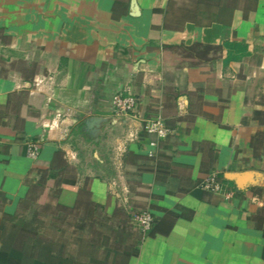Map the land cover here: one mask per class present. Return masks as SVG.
<instances>
[{
	"label": "crops",
	"instance_id": "crops-1",
	"mask_svg": "<svg viewBox=\"0 0 264 264\" xmlns=\"http://www.w3.org/2000/svg\"><path fill=\"white\" fill-rule=\"evenodd\" d=\"M116 93L168 134L117 117ZM25 249L264 264V0H0V264Z\"/></svg>",
	"mask_w": 264,
	"mask_h": 264
},
{
	"label": "built area",
	"instance_id": "built-area-1",
	"mask_svg": "<svg viewBox=\"0 0 264 264\" xmlns=\"http://www.w3.org/2000/svg\"><path fill=\"white\" fill-rule=\"evenodd\" d=\"M39 83V82H36ZM113 112L117 117H128L132 120H137L140 125V130L147 133L157 135L159 138L165 137L169 129L164 125L160 116L141 118L138 115V99L133 94L116 93L112 97ZM138 134L137 130L128 133L125 137L132 138ZM155 145L154 141L150 142ZM41 144L39 141H29L27 144V155L30 158H37L40 154ZM199 187L203 190L221 193L225 196H230L231 191L227 189L221 182V178L217 173H210L199 182ZM133 223L142 234H146L151 230L154 222L153 215L149 209L140 210L132 215Z\"/></svg>",
	"mask_w": 264,
	"mask_h": 264
},
{
	"label": "trees",
	"instance_id": "trees-1",
	"mask_svg": "<svg viewBox=\"0 0 264 264\" xmlns=\"http://www.w3.org/2000/svg\"><path fill=\"white\" fill-rule=\"evenodd\" d=\"M222 179V178H221ZM222 184L228 182L224 179L221 180ZM89 261L95 262V256L88 253ZM23 264H70L73 260L68 255L64 254V249H35L34 252L31 249H25V251L19 255Z\"/></svg>",
	"mask_w": 264,
	"mask_h": 264
},
{
	"label": "rangeland",
	"instance_id": "rangeland-1",
	"mask_svg": "<svg viewBox=\"0 0 264 264\" xmlns=\"http://www.w3.org/2000/svg\"><path fill=\"white\" fill-rule=\"evenodd\" d=\"M42 210V209H41ZM42 213V211L40 212V214ZM26 224H31V223H29V222H25V225ZM42 224H45V223H42ZM41 224V227H42V229H43V225ZM46 226V225H45ZM40 227V228H41ZM30 240V239H29ZM40 240H41V242L42 241H48V239L47 238H40ZM56 241H57V243H62L63 244V241H64V238H56L55 239ZM44 245V244H43ZM101 250V249H100ZM66 252H67V254H69V255H72V257H73V260H72V262L70 263V264H90V261H89V256L88 255H79L78 254V251H76V249H66ZM86 254H87V252H86Z\"/></svg>",
	"mask_w": 264,
	"mask_h": 264
},
{
	"label": "water",
	"instance_id": "water-1",
	"mask_svg": "<svg viewBox=\"0 0 264 264\" xmlns=\"http://www.w3.org/2000/svg\"><path fill=\"white\" fill-rule=\"evenodd\" d=\"M228 177H229V179H236L237 178V175L236 174H234V175L233 174H229Z\"/></svg>",
	"mask_w": 264,
	"mask_h": 264
}]
</instances>
